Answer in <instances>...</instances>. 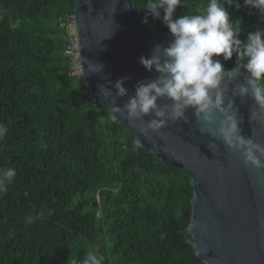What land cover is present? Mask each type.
I'll return each mask as SVG.
<instances>
[{
	"label": "trees",
	"instance_id": "16d2710c",
	"mask_svg": "<svg viewBox=\"0 0 264 264\" xmlns=\"http://www.w3.org/2000/svg\"><path fill=\"white\" fill-rule=\"evenodd\" d=\"M80 1L0 0V169H16L0 192V264H81L89 251L104 264H203L182 233L187 171L134 149L132 131L76 90L59 18ZM208 2L188 0L174 19ZM219 2L242 43L264 30V12ZM130 3L148 28L170 34L163 8L155 18L148 0ZM214 57L237 63L236 53Z\"/></svg>",
	"mask_w": 264,
	"mask_h": 264
},
{
	"label": "water",
	"instance_id": "95a60500",
	"mask_svg": "<svg viewBox=\"0 0 264 264\" xmlns=\"http://www.w3.org/2000/svg\"><path fill=\"white\" fill-rule=\"evenodd\" d=\"M72 13L80 63L98 103L128 127L134 141L140 140L149 154L187 171L190 210L182 233L195 256L203 264H264V168L245 165L240 152L212 135L223 119L221 114L214 112L209 123L189 107L187 121H168L160 133L144 136L140 129L154 115L129 120L126 112L111 110L114 104L123 107L127 103L135 94L137 82L156 78L155 69L148 71L140 57H150L156 45L167 46L171 34H162L139 21L130 0H81ZM88 61L103 64L102 71L88 72ZM247 75L242 70L237 81L229 85L225 106L232 99L243 118L238 125L240 134L264 145V122L249 119L254 99L232 96L234 84L243 83ZM122 77H128L123 82L127 95L117 97L114 85ZM101 85L105 87L100 89ZM157 103L171 101L161 98Z\"/></svg>",
	"mask_w": 264,
	"mask_h": 264
},
{
	"label": "clouds",
	"instance_id": "9594fccd",
	"mask_svg": "<svg viewBox=\"0 0 264 264\" xmlns=\"http://www.w3.org/2000/svg\"><path fill=\"white\" fill-rule=\"evenodd\" d=\"M239 9L240 0H227ZM180 5L188 7V0H148L146 6L155 18L160 17L159 9H164L163 22L167 26L172 39L167 46H154L150 57L141 56L139 62L148 70L158 73L155 79L137 82L135 94L123 107L113 105L115 113H127L129 120L143 119L146 115L154 118L143 124L140 133L147 136L150 132L160 133L168 121H187L186 110L191 107L195 115H203L212 122V114L219 112L223 119L212 135L219 137L230 149L240 152L245 165L251 164L257 169L264 168V145L252 138L242 136L238 127L243 122L234 108V101L228 100L225 106V95L229 85L237 81L242 70L247 72L243 83H235L232 96H240L242 100L251 96L255 107L250 109V122H264V30L257 29L248 34L247 42L239 39V24L235 26L229 20V13L219 0H209L203 10L197 14L183 15L174 19V12ZM249 9L256 8L264 12V0H243ZM128 5H125L127 8ZM237 54V63L225 71L219 57L227 61ZM247 58L246 63L241 61ZM104 65L87 63V70L99 73ZM122 77L115 82V95L123 97L127 90L123 86ZM105 87L100 86V89ZM108 93L111 90L108 89ZM167 98L171 103L158 104V99ZM98 103V102H97ZM113 121L116 116L113 115ZM203 133L204 129H200ZM210 131V130H209ZM7 133V127L0 124V139ZM213 146L214 142H211ZM134 149L143 147L140 140L134 142ZM211 148V147H210ZM16 176V169L8 167L0 169V192H6ZM31 224V217L25 218ZM104 256L96 251H89L81 264H104Z\"/></svg>",
	"mask_w": 264,
	"mask_h": 264
},
{
	"label": "built area",
	"instance_id": "2783aa9c",
	"mask_svg": "<svg viewBox=\"0 0 264 264\" xmlns=\"http://www.w3.org/2000/svg\"><path fill=\"white\" fill-rule=\"evenodd\" d=\"M60 27L67 30L68 39L63 45V54L67 58L69 72L76 77V90L87 102L96 104L98 101L92 91L83 68L80 63L79 46L75 33V19L73 13H69L59 18ZM69 31V33H68Z\"/></svg>",
	"mask_w": 264,
	"mask_h": 264
},
{
	"label": "rangeland",
	"instance_id": "374dc122",
	"mask_svg": "<svg viewBox=\"0 0 264 264\" xmlns=\"http://www.w3.org/2000/svg\"><path fill=\"white\" fill-rule=\"evenodd\" d=\"M68 33H69V31H68Z\"/></svg>",
	"mask_w": 264,
	"mask_h": 264
}]
</instances>
